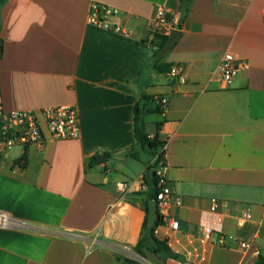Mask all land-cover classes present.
I'll return each instance as SVG.
<instances>
[{
  "label": "crops",
  "instance_id": "1",
  "mask_svg": "<svg viewBox=\"0 0 264 264\" xmlns=\"http://www.w3.org/2000/svg\"><path fill=\"white\" fill-rule=\"evenodd\" d=\"M92 2L119 8L115 22L132 34L91 24ZM158 6L181 31L159 65L182 64L185 84L155 68L159 33L148 21ZM225 51L242 64L231 86L217 71ZM157 95L169 103L146 116V130L155 136L163 120L167 213L180 227L162 223L155 235L181 259L144 249L145 263L134 264H255L264 255V0H0L4 110L75 106L81 126L78 139L47 133L42 147L0 156V212L25 225L0 228V264H123L115 248L134 249L142 236L144 177L156 162L147 149L129 154L135 106Z\"/></svg>",
  "mask_w": 264,
  "mask_h": 264
},
{
  "label": "built area",
  "instance_id": "2",
  "mask_svg": "<svg viewBox=\"0 0 264 264\" xmlns=\"http://www.w3.org/2000/svg\"><path fill=\"white\" fill-rule=\"evenodd\" d=\"M119 8L100 3L92 2L88 20L91 24L124 35H131L132 32L123 25L115 22L120 15ZM167 10L165 6H158L155 17L148 21V27L154 32L164 36H168L173 30V26L167 21ZM242 64L237 56L231 51H225L217 67L219 76L225 86H231ZM168 75L176 80L179 84H185L187 75L185 67L182 64H174L170 67ZM156 104L167 109L169 97L163 96L156 98ZM47 133L52 140H72L78 139L81 135L80 117L78 109L75 106H58L52 108H43L40 110H4L0 98V156L13 150L16 147H22L27 151L30 146H44L47 141ZM26 155V153H25ZM25 157H22L21 163ZM22 165V164H21ZM158 213L160 220L166 226L173 230H178L180 223L178 220L168 215L167 209L173 203V192L169 182L164 174L162 163L155 167ZM134 182H119L117 188L122 194H126L133 186ZM143 188L148 186L144 184ZM177 205H181L180 198L176 199ZM212 211L218 208V200H212ZM246 219L251 218L250 213L244 216ZM25 225L14 220L5 212H0V228H19ZM213 229L211 227L204 228V238L211 239ZM223 239V237H221ZM91 245L98 243L97 237L90 239ZM242 248L250 247V243L241 241ZM116 253L125 256L134 261L145 263V259L141 257L128 244H122L115 248Z\"/></svg>",
  "mask_w": 264,
  "mask_h": 264
},
{
  "label": "trees",
  "instance_id": "3",
  "mask_svg": "<svg viewBox=\"0 0 264 264\" xmlns=\"http://www.w3.org/2000/svg\"><path fill=\"white\" fill-rule=\"evenodd\" d=\"M5 0H2V3H4ZM186 11V9H184ZM154 39L152 40L153 43H157L158 49L161 50L167 40L168 36H163L159 34H155ZM160 58H156V55H154V63L155 68L158 71H169L170 67H166L164 69L161 68L159 65ZM162 98L163 95H157V96H143L140 101L137 102L135 106L134 111V132H135V139L136 143L135 146L131 148L129 151V154L132 158L138 160L139 159V152L137 150V147L147 149L154 157H156L155 164H151L149 168H155L158 164L161 162H164L165 157V141H162L159 139V132L161 130V126L163 124V120L159 121L157 123L158 125V133L151 137V135L146 130V116L150 114H163L164 108L156 104V98ZM144 182L148 186V195L150 198L151 195V189L149 187V184L146 179V175L144 177ZM149 200L146 202V219L143 224V233L142 236L134 248L135 251L142 255L144 249H148L152 251L155 254H165L171 259H181L180 255L176 254L171 250V248L168 246L167 242L165 240H160L155 235L156 228L162 224V220H159L153 227H148V217H149ZM118 256V261L123 264H134L135 261L131 260L129 258H126L125 256H122L120 254ZM255 264H264V255L260 254L258 260Z\"/></svg>",
  "mask_w": 264,
  "mask_h": 264
},
{
  "label": "water",
  "instance_id": "4",
  "mask_svg": "<svg viewBox=\"0 0 264 264\" xmlns=\"http://www.w3.org/2000/svg\"><path fill=\"white\" fill-rule=\"evenodd\" d=\"M189 2L190 0H184V8L187 7ZM180 35H181L180 30L173 29L168 36V40L165 46L161 50H159V52L156 55V58H161L165 56L166 54H168L170 50L174 47ZM108 158H109L108 154L101 155L97 158L96 162L100 163ZM146 179L151 189V195L149 198V205H148V208H149L148 227H153L160 220V215L158 213V205L156 202L158 189H157V184H156L155 168H149L146 170Z\"/></svg>",
  "mask_w": 264,
  "mask_h": 264
},
{
  "label": "rangeland",
  "instance_id": "5",
  "mask_svg": "<svg viewBox=\"0 0 264 264\" xmlns=\"http://www.w3.org/2000/svg\"><path fill=\"white\" fill-rule=\"evenodd\" d=\"M156 116H157V114H152V115H150V118L154 119ZM142 154H144V153H142Z\"/></svg>",
  "mask_w": 264,
  "mask_h": 264
}]
</instances>
